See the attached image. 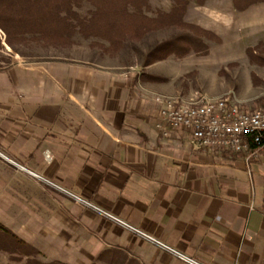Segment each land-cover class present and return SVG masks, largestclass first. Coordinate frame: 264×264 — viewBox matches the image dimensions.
<instances>
[{"label":"crops","instance_id":"0c3cea01","mask_svg":"<svg viewBox=\"0 0 264 264\" xmlns=\"http://www.w3.org/2000/svg\"><path fill=\"white\" fill-rule=\"evenodd\" d=\"M159 77L81 61L1 69L0 200L24 215L26 242L54 240L63 263L121 250L136 264H183L28 172L200 264H264V155L247 165L186 132L164 136Z\"/></svg>","mask_w":264,"mask_h":264},{"label":"rangeland","instance_id":"374dc122","mask_svg":"<svg viewBox=\"0 0 264 264\" xmlns=\"http://www.w3.org/2000/svg\"><path fill=\"white\" fill-rule=\"evenodd\" d=\"M183 1V26L166 22L152 33L117 44L100 37L87 38L78 28L67 33L53 27L51 33L25 32L9 40L0 31V70L18 64L73 61L150 68L169 92L159 96H229L244 112L264 107V2L238 10L233 0H205L203 4L199 0ZM176 7L175 0H149L143 15L150 19L173 16L176 20L178 14H172ZM178 7L182 11L181 5ZM93 11L87 3L75 9L80 18L90 17ZM25 223L23 214L9 212L7 203L0 200V226L27 243ZM52 242L45 239L32 245L40 252L38 261L62 262L70 257L57 252ZM14 258L0 246V264L26 261Z\"/></svg>","mask_w":264,"mask_h":264},{"label":"trees","instance_id":"16d2710c","mask_svg":"<svg viewBox=\"0 0 264 264\" xmlns=\"http://www.w3.org/2000/svg\"><path fill=\"white\" fill-rule=\"evenodd\" d=\"M148 1L0 0V31L9 40L25 32L51 33L53 27L62 28L67 33H72L78 28L79 32L87 38L95 36L117 44L128 38L136 39L152 33L165 27L166 22L183 26L181 21L182 6L185 4L183 0H175L177 7L173 9L172 14H178L176 20H173V16L150 19L143 15V8L148 5ZM204 1L199 0L198 3L203 4ZM262 2L264 0H233L238 10ZM85 3L92 6L94 11L90 17L80 18L75 9ZM178 5H181L182 11ZM0 246L3 251L15 257V261L20 262L26 258L24 264H68L60 261L48 263L38 261L37 256L40 252L3 226H0ZM92 264H136V262L121 250H111L100 254Z\"/></svg>","mask_w":264,"mask_h":264},{"label":"built area","instance_id":"2783aa9c","mask_svg":"<svg viewBox=\"0 0 264 264\" xmlns=\"http://www.w3.org/2000/svg\"><path fill=\"white\" fill-rule=\"evenodd\" d=\"M154 102L158 105L156 126L164 136L168 135L169 130L186 132L191 135L195 148L229 149L243 155L247 165L264 155V107L244 112L229 96L217 99L193 96L183 99L157 95L154 97ZM46 159L49 160L48 155ZM28 173L48 187L72 199L82 208L98 214L138 238L155 245L181 263L200 264L127 222L103 211L83 197L39 175Z\"/></svg>","mask_w":264,"mask_h":264}]
</instances>
